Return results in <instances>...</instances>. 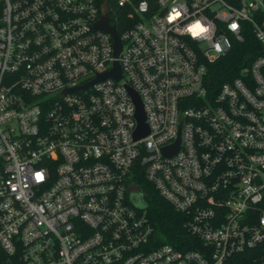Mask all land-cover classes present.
Returning a JSON list of instances; mask_svg holds the SVG:
<instances>
[{
	"label": "built area",
	"instance_id": "2783aa9c",
	"mask_svg": "<svg viewBox=\"0 0 264 264\" xmlns=\"http://www.w3.org/2000/svg\"><path fill=\"white\" fill-rule=\"evenodd\" d=\"M108 1L0 0V264H264V0ZM141 177L199 248L161 242Z\"/></svg>",
	"mask_w": 264,
	"mask_h": 264
},
{
	"label": "trees",
	"instance_id": "16d2710c",
	"mask_svg": "<svg viewBox=\"0 0 264 264\" xmlns=\"http://www.w3.org/2000/svg\"><path fill=\"white\" fill-rule=\"evenodd\" d=\"M98 1L104 2L105 0ZM108 5L112 6L111 0L108 1ZM242 35L244 41L233 43L230 52L209 68V78L213 88L237 76L239 68L247 65L257 56L258 43L253 38L247 22L243 24ZM137 182L146 194L147 207L145 211L148 221L162 235L161 242L169 243L181 251L199 248L196 239L183 227L184 214L174 211L171 205L157 193L150 182L142 177Z\"/></svg>",
	"mask_w": 264,
	"mask_h": 264
},
{
	"label": "water",
	"instance_id": "95a60500",
	"mask_svg": "<svg viewBox=\"0 0 264 264\" xmlns=\"http://www.w3.org/2000/svg\"><path fill=\"white\" fill-rule=\"evenodd\" d=\"M102 8L104 9V13L101 17V20L96 25L99 28H101L102 30H104L108 33H111V35L115 41V54H117L121 49V42L118 40L115 26L113 24L109 25L110 17L108 16L109 9L107 8V4L103 3ZM116 66H117V64H116ZM103 76L105 77L108 75H103ZM112 76H115L116 78L121 77L119 71L112 73ZM132 93L134 96V101L136 103V109H137L136 116H137V120H138V128H137L134 135L136 138H140V137L147 135L149 130H148V127L145 126V124H144V113H143V109H141L139 97L137 96V94L135 92H132ZM177 146H178L177 144L174 145L173 148H171V152H174L177 149ZM130 193H131V195H138L139 187H137V186L131 187Z\"/></svg>",
	"mask_w": 264,
	"mask_h": 264
}]
</instances>
